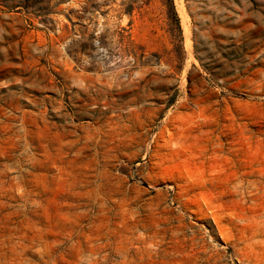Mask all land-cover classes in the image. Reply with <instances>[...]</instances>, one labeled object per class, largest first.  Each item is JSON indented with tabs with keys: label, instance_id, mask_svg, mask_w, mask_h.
<instances>
[{
	"label": "rangeland",
	"instance_id": "374dc122",
	"mask_svg": "<svg viewBox=\"0 0 264 264\" xmlns=\"http://www.w3.org/2000/svg\"><path fill=\"white\" fill-rule=\"evenodd\" d=\"M172 2L0 0V264H264V0Z\"/></svg>",
	"mask_w": 264,
	"mask_h": 264
},
{
	"label": "trees",
	"instance_id": "16d2710c",
	"mask_svg": "<svg viewBox=\"0 0 264 264\" xmlns=\"http://www.w3.org/2000/svg\"><path fill=\"white\" fill-rule=\"evenodd\" d=\"M169 7H170V9H171V11H172V13H173V16L175 17L174 19H175V21H176L177 27H178L179 32H180L179 23H178V19H177V17H176L175 11H174V6H173V2H172V0H169Z\"/></svg>",
	"mask_w": 264,
	"mask_h": 264
},
{
	"label": "bare ground",
	"instance_id": "6f19581e",
	"mask_svg": "<svg viewBox=\"0 0 264 264\" xmlns=\"http://www.w3.org/2000/svg\"><path fill=\"white\" fill-rule=\"evenodd\" d=\"M174 2H175V0H174ZM176 3V2H175ZM177 5L178 4H176V7H177ZM185 8V7H184ZM176 9H179V10H181V7H179V8H176ZM184 10V9H183ZM178 11V10H177ZM182 11V10H181ZM181 11H178V12H181ZM184 14H185V12H184ZM179 15H181L180 13H179ZM186 16V15H185ZM183 18V17H182ZM186 20V19H185ZM184 21V20H183ZM188 23V22H187ZM186 25V24H185ZM184 25V28H185V31H189V30H187V27ZM188 25V24H187ZM184 34H187L186 32L184 33ZM189 35V34H188ZM188 35H187V37H188ZM187 39V38H186ZM189 39V38H188ZM187 61V60H186Z\"/></svg>",
	"mask_w": 264,
	"mask_h": 264
}]
</instances>
